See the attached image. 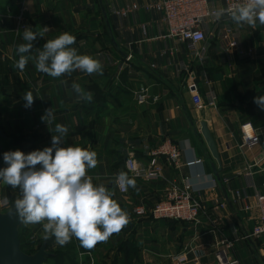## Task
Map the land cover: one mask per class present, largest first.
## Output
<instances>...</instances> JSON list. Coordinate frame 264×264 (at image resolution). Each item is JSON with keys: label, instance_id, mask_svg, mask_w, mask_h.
I'll return each instance as SVG.
<instances>
[{"label": "crops", "instance_id": "1", "mask_svg": "<svg viewBox=\"0 0 264 264\" xmlns=\"http://www.w3.org/2000/svg\"><path fill=\"white\" fill-rule=\"evenodd\" d=\"M154 1L0 0V128L12 137L5 152L50 147L52 135H56L54 126L60 123L69 130L65 147L79 146L97 153L98 165L87 174L94 184L115 190L114 199L129 213L130 222L93 251H85L91 260L115 248L120 264L125 257L121 248L132 243L135 253L128 264H177L172 257L180 253L187 257L183 264H193L195 257L204 264H217V243L227 237L239 264H264V236L244 238L259 211L253 197L238 200L235 196L237 190L247 188L250 170L257 188L264 192V140L252 147L242 146L240 129L251 122L264 132V110L254 103L255 97L264 96V25L257 22L253 28L231 19L223 22L232 28L236 47L225 53L212 39L210 57L198 63L188 55L185 42L168 36L161 13L146 8ZM208 1L216 9L224 8V0ZM132 4L137 8L124 17L110 10ZM21 12L34 32L49 28L26 55L35 56L47 40L69 32L76 37L73 47L79 54L100 60L103 75L76 71L52 78L37 71L31 59L23 71L14 68L19 59L17 46L26 43L17 20ZM181 64L190 70L182 71ZM73 82L91 92L93 100L79 99L72 90ZM141 86L148 91L146 101L139 104L134 93ZM209 88L216 94L217 106L197 107L193 92L203 95ZM26 91L35 96L30 108H25L22 99ZM51 107L55 120L48 129L41 116ZM201 121H206L217 145L221 164L217 175L213 165L218 168L219 164L200 132ZM162 138L179 144V166L165 167L162 178L154 182L129 176L135 179L136 188L121 193L114 181L119 172H126L124 152L127 157L132 154L138 161H148L142 140L155 147ZM31 143L33 149L25 147ZM194 157L203 162L187 166L185 162ZM183 176L191 178L194 194L202 202L198 221L155 220L150 213L153 205L164 197L171 182ZM19 195L17 189L0 182V198L6 197L9 205ZM137 206L143 207V214L135 212ZM26 227L36 240L43 239L42 225ZM71 243L77 244V240L73 238Z\"/></svg>", "mask_w": 264, "mask_h": 264}, {"label": "clouds", "instance_id": "2", "mask_svg": "<svg viewBox=\"0 0 264 264\" xmlns=\"http://www.w3.org/2000/svg\"><path fill=\"white\" fill-rule=\"evenodd\" d=\"M213 15L216 19L228 16L238 25L254 28L257 22L264 25V0H238L227 8L215 10ZM48 30L46 26L40 32H34L31 27L24 28L26 43L17 46L19 59L14 68L23 71L31 59L37 71L52 78L71 76L76 71L103 75L100 60L79 54L73 47L76 37L69 32L47 40L35 56L26 55ZM71 87L79 99L93 100V94L80 84L73 82ZM22 99L26 101L25 108H30L35 96L26 91ZM254 103L264 110V96L255 97ZM41 120L49 129L55 120L52 107L45 109ZM53 131L56 135H52L50 147L29 153L19 149L3 153L7 166L0 168V182L19 191L13 206L21 223L42 225L43 238H54L61 247L75 238L82 248L91 250L127 226L130 215L114 199V189L103 183L94 184L93 177L87 174L98 165L97 153L79 146L65 147L64 138L69 131L66 125L56 123ZM114 183L121 190L136 188L135 179L123 171L116 175Z\"/></svg>", "mask_w": 264, "mask_h": 264}, {"label": "built area", "instance_id": "3", "mask_svg": "<svg viewBox=\"0 0 264 264\" xmlns=\"http://www.w3.org/2000/svg\"><path fill=\"white\" fill-rule=\"evenodd\" d=\"M236 2L238 0H224V8ZM136 8L137 4H132L131 7L120 9L112 7L110 10L112 13L124 17ZM146 8L161 13L162 20L167 27L168 36L185 42L188 46V55L195 62L204 63L210 57L208 51L212 45V39L217 40L218 45L221 46L225 53L231 52L236 47L237 40H235L232 28L229 24L223 23L229 21L230 18L225 16L216 19L213 13L217 9L208 0H156L147 4ZM17 17L20 22V29L23 30L27 27L23 12L18 14ZM180 69L187 72L190 70L187 64H181ZM147 91L144 86L135 91L134 96L139 104L146 101ZM192 97L197 107L206 105L217 106L216 94L212 88L206 90L203 95L196 90L193 92ZM240 129L242 146L252 147L264 140V132L254 128L251 122L243 123ZM141 145L143 146V151L149 155V160L141 162L132 154L128 156L124 162V170L128 176L154 182L162 178L165 167L179 166L180 146L170 138L160 139L155 147H152L143 139ZM202 162V158L194 157L191 160H187L185 164L192 166ZM253 166L254 164L249 167ZM247 173L249 176L247 188L237 190L235 196L238 200L253 197L254 205L259 213L256 217L257 221L250 232L244 235V238L262 237L264 236V192L257 188L254 182V173L251 170ZM248 188L253 190L250 192ZM118 189L123 194L128 191V189ZM8 206L9 200L6 197L1 198L0 210L2 211ZM245 207L248 208L249 204H245ZM134 210L141 214L144 213V209L141 206H137ZM202 212V202L194 194V186L189 176H183L179 180L171 182L165 190L164 197L159 199L150 211L151 216L155 220L181 221L188 224L196 223ZM30 239L35 240V237L30 234ZM231 246L232 243L227 237L222 238L217 243L216 251L214 252L217 264H239L237 257L232 254ZM172 260L177 264H183L186 262L187 257L180 253L173 256ZM193 264L204 263L200 262L199 257H195Z\"/></svg>", "mask_w": 264, "mask_h": 264}, {"label": "water", "instance_id": "4", "mask_svg": "<svg viewBox=\"0 0 264 264\" xmlns=\"http://www.w3.org/2000/svg\"><path fill=\"white\" fill-rule=\"evenodd\" d=\"M102 1V0H100ZM103 13L106 15V9L102 6ZM200 132L203 135L211 155L219 164L218 168L213 165L215 174L221 168L220 157L214 137L207 126L206 121H201ZM0 138L11 141L12 137L5 134L0 128ZM0 151H6V147L0 139ZM127 158V152H124ZM14 200L10 201L9 208L6 211L0 210V264H45L46 259L52 257L54 253L47 250V242L41 245L33 253H27L21 248L20 229L22 223L15 215L13 206Z\"/></svg>", "mask_w": 264, "mask_h": 264}, {"label": "rangeland", "instance_id": "5", "mask_svg": "<svg viewBox=\"0 0 264 264\" xmlns=\"http://www.w3.org/2000/svg\"><path fill=\"white\" fill-rule=\"evenodd\" d=\"M32 136H34L33 134H31ZM30 135V136H31ZM29 136V135H28ZM20 138L26 140L27 136H19ZM1 141L3 142L4 146L7 147L8 142L2 138H0ZM18 140V139H17ZM32 143L29 146L28 144H26L25 147L27 148H31L33 149ZM25 153H29L31 152L29 149H27L26 151H24ZM3 151H0V168H4L6 167V164L3 161ZM3 195V194H2ZM1 199V198H0ZM7 209V207H6ZM5 208L2 209V211L6 210ZM169 222H172V220H168ZM23 230L20 232H22V236H23V241H25L26 239H29L30 234H31V229L27 228L25 225H23ZM45 241L48 243V247L47 250L54 253L53 256H55V259L52 260V258H47L46 259V263L45 264H117V257H116V250H114L115 248L111 249L110 251H108L105 255H103L102 257H99L97 259L91 260V256L89 255H84L85 251H87V249H84L80 246L79 241L77 240V244H72L71 242L66 244L65 246L61 247L59 245L52 244V241H54L53 239H48L45 240L43 239H35L34 242V246L33 248H30L32 251H36V249H38V247L41 245V243ZM129 246V245H128ZM123 250V252L125 253V257L123 258V260L120 259V264H123V262H128L129 259H131L130 255L131 253H129L128 251V247L125 245L123 246V248H121ZM29 250V249H28ZM92 251L94 249H91ZM95 252V251H94ZM80 253H82V255H80ZM129 256V257H126Z\"/></svg>", "mask_w": 264, "mask_h": 264}, {"label": "trees", "instance_id": "6", "mask_svg": "<svg viewBox=\"0 0 264 264\" xmlns=\"http://www.w3.org/2000/svg\"><path fill=\"white\" fill-rule=\"evenodd\" d=\"M38 43H40V41H38V40H36L35 42H34V47H33V49L35 48V46L38 44ZM32 49V50H33ZM31 50V51H32ZM15 140H13L14 142H18L19 141V139L17 140V138H14ZM3 152H5V151H3ZM23 227L24 226H21V231L23 230ZM23 236H22V232H20V241H21V248H22V250H24L25 252H27V253H33V252H35V251H32L30 248H33V246H34V244H35V242H34V240H31L30 239V237H29V239H26L25 241H23ZM47 245H48V243H47ZM127 246L129 249V253H131L130 255H134V253H135V251H134V247H133V244L132 243H126V244H124V246ZM129 245V246H128ZM29 249V250H28ZM132 256H131V258H132ZM126 257H129V256H126ZM50 258V257H49ZM52 258V260L53 259H55V256H52L51 257ZM129 262V261H128ZM128 262H126V264H128ZM111 264H114V263H111Z\"/></svg>", "mask_w": 264, "mask_h": 264}]
</instances>
